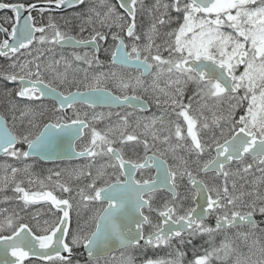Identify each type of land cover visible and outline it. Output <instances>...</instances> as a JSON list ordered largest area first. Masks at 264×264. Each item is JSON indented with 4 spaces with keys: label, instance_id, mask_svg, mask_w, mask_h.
I'll list each match as a JSON object with an SVG mask.
<instances>
[{
    "label": "snow or ice",
    "instance_id": "snow-or-ice-1",
    "mask_svg": "<svg viewBox=\"0 0 264 264\" xmlns=\"http://www.w3.org/2000/svg\"><path fill=\"white\" fill-rule=\"evenodd\" d=\"M84 3L85 0H44L45 5H55L56 8ZM138 4L143 8V0H118V7L125 15L117 10L116 5L99 0V4L91 7L87 14L81 13L75 17L87 15L86 21L77 25L80 33L86 30L85 25L92 29L88 37H82L61 30L52 17H49L48 24L37 26L31 12L35 10L43 13L45 7H38L36 3H0V9H9L14 14V18H4L6 23L11 22V31L0 26V32L7 37L0 40V57L8 59L10 63L7 67L12 69L0 70V81L17 85L14 89H7L6 94L11 96L14 93L16 97L28 100L50 97L55 102L54 113L73 109L75 117L64 122V116H57L55 121L42 126L29 120L30 128L35 131L15 134L8 128L4 117L0 116V155L15 160H27L35 156L48 159L45 153L50 145L63 136L79 139L88 129L90 139L76 155L91 158L92 161L97 157L108 158L107 163L99 165L95 174L91 171V164L88 171L77 169L70 174L76 179L89 177V182L76 192L79 197L77 205H100L89 217L94 227L87 232L71 229L70 213L75 197L72 196L73 189L60 180L61 172H53L47 177L52 185L51 190H47L49 185L44 180L35 179L29 165L18 168L6 164L0 191L9 184L14 185L13 191L17 194L14 198L23 202L22 211L44 202L49 205L53 218L44 220L41 226L38 210L32 214V218L37 220L36 228L33 229L24 222L19 212L5 215L0 220V264H24L29 258L45 264H55L57 261L59 264H73L75 248L83 247L89 260H93L100 250L112 244L138 249L170 246L171 241L176 239L183 246L185 243L192 244L201 235L209 237L205 243L210 247L204 249L203 255L194 253V259L189 264H210L213 257L217 260L226 259L235 251L226 235L220 245L215 246L213 241L216 234L226 232L228 228L248 225L252 232L237 233L247 240L264 224V220L255 219L257 213L264 217V195L255 188L248 193L241 191L236 194L235 181L231 182L230 191L229 177L233 173L226 167L237 163L244 173H248L253 163H245L246 157L264 165V0H155L147 8L151 23L144 32L146 43L143 45L139 43L141 35L136 31ZM97 8L104 11H98ZM22 12H28V15L22 17ZM65 23L70 30L72 19ZM113 26L119 31L111 33L113 43L105 49L110 55V64L113 67L134 68L138 73L135 76L116 71L89 76L85 70L83 80H69L67 68L71 66L70 63L63 56L44 62L41 60L43 50L40 48L36 49L38 54L31 60L18 62V59H13L22 49L29 50L35 42L37 45L91 48L92 53H73L74 60L83 61L89 68L101 66L98 54L103 43H107L108 34L99 29H111ZM161 35L164 37L162 43L156 44L155 38ZM125 37L129 38L131 45L125 43ZM162 49L167 51V57L161 54ZM48 51H52V48L49 47ZM62 62L65 66L63 73L59 71ZM241 66L243 71L237 74ZM45 73L49 78H46ZM145 76L152 77L148 87H145ZM161 79L165 81L164 88L159 85ZM190 83L196 85V90L185 103V88ZM149 88L156 94L154 102L159 105L161 100L157 93L163 94V103L170 105L177 117V121L172 122L174 132L170 131L169 135L162 138L152 133L153 141L167 147L157 149L151 155L149 152L155 143L150 145L147 139L141 140L135 129L128 131L130 125L127 116L131 113H116L120 123L98 130L94 123L104 119L103 113H94L89 120L86 112L82 116L75 110L77 104L92 109L98 106L144 109L148 102L136 92H147ZM197 96L217 104L228 101L226 114L217 116L213 113L212 125L219 129V134L213 133L210 141L201 135L203 130L210 129L207 118L200 109L193 110L192 107ZM238 108L243 109V114L236 118ZM30 114L31 110L22 111L21 117ZM180 118L182 123L179 122ZM13 119L16 117L13 116ZM155 120L152 119L153 124ZM221 121L227 127H221ZM136 127H140L139 122ZM149 127L148 124L144 125L146 130ZM172 135L177 140L176 144L170 143ZM128 142L143 144L142 162L125 160L122 149L113 146ZM17 145H26L27 150ZM177 149H184L189 156L194 157L191 163L197 166V173H215L216 178H223L222 182L209 186L197 179L189 168V160L183 156L177 157ZM167 153H171L179 163L169 166L164 158ZM109 167L118 169L119 174L115 179H105V169ZM8 168L11 169L10 173ZM146 168H154L155 175L150 179L137 180L136 171ZM257 171L262 173L258 182L264 183V168L258 167ZM18 173L27 177L30 187L39 183L40 190L31 191L22 187L24 181L16 179ZM185 176L193 190L192 206L183 208L181 205L182 211H178L175 203L165 202L161 209H155L157 222L153 223L143 211L146 207L153 210L150 199L145 197L165 189L175 201L178 199L177 179L183 180ZM56 190L67 194V198L58 197L54 194ZM245 195L253 197L247 204L243 202ZM8 199L11 198L4 197L5 201ZM210 216L214 217V226L206 223ZM145 225L151 229L147 235ZM260 231L264 232V228H260ZM256 244L258 241H253V246ZM256 251L259 253L256 259L251 256L237 258L235 264H264V247H258ZM183 256L184 253L177 250L176 259L147 258L141 264H182ZM125 264H135L134 258L129 256Z\"/></svg>",
    "mask_w": 264,
    "mask_h": 264
},
{
    "label": "rangeland",
    "instance_id": "rangeland-1",
    "mask_svg": "<svg viewBox=\"0 0 264 264\" xmlns=\"http://www.w3.org/2000/svg\"><path fill=\"white\" fill-rule=\"evenodd\" d=\"M98 4L99 3L97 2L96 5H98ZM90 5L91 6L85 5L78 13L72 12L70 14L54 15V16H50V17H52L53 22L55 24H57L58 27L63 31H66V32L77 31V33L79 35L83 34L85 36H89L92 32L91 27H88L87 25H85L86 30L83 33H80L79 28L77 27V25L86 21L87 15H85L83 17H79V18H75V17H78V14H81V13L87 14L88 10L94 6L92 4H90ZM147 8L148 7H143V8H141V6L137 7V9H138L137 17H140V15H143V18H146V23L143 24L142 29H140L139 23H138L137 29H136L137 33L141 35V40L139 41V43L141 45L146 43V40L144 38V32L148 29V27L151 23V18L148 16V13H147ZM97 10L101 11V12L104 11L102 8H97ZM117 10L120 11L119 9H117ZM122 14H124V13H122ZM10 15L12 16V18H14L13 13ZM73 18H75V19H73ZM69 19H72V27L70 30L65 23L66 20H69ZM44 21L45 22L43 23V25H46V24H48L49 19L46 18ZM173 27H175V25H173ZM99 30L108 34L107 43H103V47H102L103 50L100 51V53L98 54L99 59L101 61V66L93 65V67L89 68L87 64L83 63V61H75L74 60L73 55H72L73 53H78L80 55H83L85 52L92 53L93 49H91V48H88V49L81 48V49H78L77 51H73V50L68 51L66 49L59 48L55 45H50V47L52 48V51H48L49 47L45 46V47L40 48L42 50L44 49L43 56L41 57V60L44 62H47L48 60H58L61 58V56H63L71 65L69 68H67V77L69 80H73V79L83 80L85 70H87L89 76H91L94 73H98V72H111V71H116L117 73H125V74L130 73L133 76L137 75L134 72H129V71H125L121 68L113 67L110 64V59H108L109 54L107 52H105V49L108 48L109 45H111L113 43L112 39H111V33L112 32H118L119 29L117 27L113 26L111 29L103 28V29H99ZM226 30L230 31L228 29H226ZM163 39H164V37L162 35L158 36L155 38V43L161 44ZM37 54H38L37 52H34V53H31V55H29V52H24L25 57L19 58V56H17L14 59H18V62H23L25 60H31ZM161 54L164 57L168 56L167 51H163V49L161 50ZM7 66H8V63H5V65H4V63H0V70L12 71V69H9ZM59 71L62 73L65 72V66H64L63 62L61 63V65L59 67ZM241 71H243V66H241L237 70V74H239V72H241ZM45 76L48 77V74L45 73ZM144 80H145V87H148L151 84L152 77L148 78V79H144ZM10 85L11 84H8L5 81H0V96L5 97L8 103H10V98H9L10 96H8L6 94V90L10 89ZM159 85L161 88L165 87L164 79L160 80ZM109 87H111V84H109ZM169 90L174 91V89H169ZM195 90H196V85H194V84L190 83L186 86L185 95H184V102L185 103L188 102V97L193 96V93L195 92ZM113 91H115V89H113ZM129 93H131V90H129ZM117 94H120V93L117 92ZM136 94L140 95V96H145L150 101L151 105L154 106V109L157 110L159 113L157 114V116L154 114L153 115L152 114L147 115V116L128 115L127 116L128 123L131 124L132 126L136 127L137 123L139 122V124H142L140 129H144L145 124L150 125L151 124L150 122H152V119L156 118L154 124L155 125L158 124V125H156V127L155 128L153 127V128L155 129V133L158 136H160L162 138L163 136L169 135L170 131L174 132L172 122L177 121V117H176L172 107L170 105H165L163 103V100L165 99L163 94L157 93L160 96V100H161V103L159 105H157L154 102L156 94H153V92L151 91L150 88H149V91H147V92H144L143 90H137ZM33 101H35V100H31L30 105H32ZM2 103L3 102L1 100L0 104H2ZM202 105H206V107H201ZM227 106H228L227 100H225L222 103L217 104L215 101L207 99V98L204 100H201L200 97H198V96L194 98L193 105H192L193 110L200 109V111H202V113H203V116L205 118H207L208 123L210 125V129L203 130L201 132V135L205 140L210 141L213 133H215L216 135L219 134V129H217L214 125H212L213 113H215L217 116H220L222 113L226 114ZM245 106H246V102H245ZM34 108L35 109L25 108L24 110H22V111L31 110V114L27 115L28 121L32 120L34 118V114L36 112H38V109L40 108V106L35 107V105H34ZM81 112L82 113H85V112L91 113L90 118L94 113H103L104 114V119H102L100 121H96L94 123V126L98 130H103L109 125H115V124L120 123V117L117 116L116 113H120V115H122L121 113H124V112L119 111V109L109 111V110H106L104 108L93 109L90 111L81 110ZM108 113H112V115L109 116ZM125 114H127V113H125ZM196 114L199 115L200 112H196ZM242 114H243V109L238 108L236 110V118H238ZM160 118H162L163 122H161ZM179 122L182 123V118H180ZM220 126L221 127H227V125L225 124L224 121L220 122ZM184 128H185V135H186V126H184ZM128 131L131 132V131H133V129H130ZM142 133H144L143 130L139 131V134H137V131H136V134L138 136L140 135L139 137L141 140L147 139L148 142L153 141L152 136H149L147 134L142 135ZM88 136L90 137L89 131H88ZM131 143H133V142H128V144H131ZM134 143H136V142H134ZM154 143H155V146L157 147V149H160V150H163L164 148L167 147V145L163 144L164 145V148H163L161 146L162 143H160L158 141L157 142L154 141ZM170 143L171 144L177 143V140H176L174 135L171 136ZM136 144H138V143H136ZM139 144L143 147L142 143H139ZM176 155H177V157L183 156V157H185V159H188L189 160V168L193 171V173L200 175L199 178L201 180H203L204 182L209 183L210 186L217 185V184H220L222 182L223 178L222 177L216 178L215 174L202 176V173H197V170H196L197 166L195 164L191 163V160L194 159V157L189 156V154L186 153L184 151V149H177ZM165 156H166V158H168L170 160V164H171L170 166H174V165L179 163L178 159H173L171 153H167ZM204 158H207V156H205ZM107 162L108 161L103 159V157H97L94 161L88 160L87 162H85L83 164L80 162L77 164H69V163L61 164L60 163V164H47V165H40L39 166L34 161H27V160H23V159L15 160L11 157H5L2 155V156H0V181H2V178L5 175L4 166L6 164L11 165V166H15L18 168H23L24 165L27 164L30 166L29 170L33 174V177L37 180H44L45 184L49 185V188L47 190H51L52 185L49 184L47 177L53 172H57V171L61 172L60 180L62 182L67 183L68 186H70L73 189L72 196L75 197V199L73 200V209L71 210V213H70V215H71V224H70L71 229L72 230L79 229L83 232H87L91 228H93V223L90 222L89 217H91L93 215L95 209L100 207V205L94 204V203H89L87 207H85L82 203L80 205H77V201L79 200V197L76 196V192L78 191V189L80 187H84L89 182V180H87L86 177L76 179V178L70 176V174L73 173L74 170H77V169H83L85 171H88L90 164H91V171L93 172V174H95L96 169L99 167V165L107 163ZM245 163H253V167L248 173H244L242 171L241 166L237 163L236 164H230V165L226 166L227 169L233 173V175H231L229 177V190L232 191L231 182L235 181V184H236L235 193L236 194H239L241 191L248 193L255 188V190L257 192L264 195V183L258 182V178L261 177L262 173L260 171H257L258 167L264 168V165H257V164H255V162H252V161H247ZM238 169H240V170L238 171ZM108 171H109V168H106L105 172L107 173ZM10 172H11V169L8 168V173H10ZM16 179L24 181L21 186L24 187L26 190H31V191L40 190L39 183H34L30 187L27 177L21 173L17 174ZM55 179H56V177L53 176V180H55ZM254 181H257V183L254 184ZM177 185H178V192H179L178 199L173 201V199L171 198L170 195H168V194L165 195L163 193H159L156 197L157 198L156 199V202H157L156 209H161L163 207L164 203L168 202L170 204L175 203L177 205V210L182 211L180 206L183 205V207H185L184 205L187 204L189 197H190L189 194H191L192 189L190 188V186L188 184V180H187L186 176L183 178V180L178 178L177 179ZM13 188H14V185L9 184L7 188H5L3 191H0V220H2L5 215H10L13 213V211H15V212H19V214L23 217L24 222L27 221L30 225H32L36 228L37 220L32 218V214L37 212L38 210L40 211V216L38 217V219H39V223L41 226H43L44 220H51L53 218L52 212L49 211V205L46 203H37V204L31 205L27 209V211H22L23 202L14 198L17 194L13 191ZM57 193L60 194L61 192L56 190L54 192V194H57ZM60 195L67 198V194L61 193ZM4 197H10L11 199H8L7 201H5ZM252 199H253V197L245 195L243 197V202L245 204H247ZM4 210H7V211L5 212ZM256 215H259V213H257ZM260 218L262 220H264V217L260 216ZM260 228H264V224H261ZM260 228H257L255 230V232L248 237L247 240H245L241 236H238L237 233H239V232H252L250 226H248V225L243 226V227L234 228L231 230H226V232H221V233H219V235L221 236L222 240L225 238V235L228 237L229 241L231 242L232 247L235 249V251L231 253V256L234 257L235 261L237 260V258H242V257H246V256H251L252 259H256L259 256V253L256 251V248L264 247V232L260 231ZM69 239H70V236H69ZM253 241H258V244L253 246ZM174 246H175V241L172 240L170 246L161 245L160 247H149V248L150 249L163 248L165 254L167 256H169V258H167V260H169V259H172V257H170V253L173 251L172 249L174 248ZM126 254L127 253L124 252V250H123V251L116 252V253L112 254L111 256H109L105 259L86 261L84 259L80 260V257H82L81 251H79V248H75L73 255H72V261H73V264H125L126 259L129 257ZM24 264H29V263L24 262ZM37 264H45V263L38 261ZM55 264H59V262L57 261V262H55Z\"/></svg>",
    "mask_w": 264,
    "mask_h": 264
},
{
    "label": "flooded vegetation",
    "instance_id": "flooded-vegetation-1",
    "mask_svg": "<svg viewBox=\"0 0 264 264\" xmlns=\"http://www.w3.org/2000/svg\"><path fill=\"white\" fill-rule=\"evenodd\" d=\"M97 2L99 3V0H85L84 4L74 6V7H68V8H64V9L56 8L55 5L43 6V7H45V11L43 13H40V12L34 10L31 12V15L34 17L36 25L41 26L45 22L44 20L46 18L49 19L50 16L65 15V14H70L72 12L78 13L85 5H87V6H91L90 4L96 5ZM107 2L109 4L116 5L117 9H119L118 2L116 0H107ZM0 3H23L25 5L36 3L38 6L39 3L40 4L44 3V0H0ZM154 3H155V0H143V7H149V6L153 5ZM138 6H141V5L138 4L137 7ZM38 7H40V6H38ZM119 10L123 13V11L121 9H119ZM10 14H12L11 10L0 9V25L3 26L4 28H7L9 31H11V22L6 23L4 18L5 17L12 18V16ZM142 18H143V16L140 15V17H137V19H136V22L139 23L140 29H142V26H143V19ZM140 23H141V25H140ZM68 32L71 35L88 37V36H85L83 34L79 35L77 33V31H68ZM4 35L5 34L3 32H0V40L5 39ZM36 35L39 36L40 34L36 33ZM125 43L131 45V41H129V38L125 37ZM45 46L50 47V45H47V44L37 45L34 42V44L32 46H30L29 50H23L22 49L20 53H17L16 57L17 56H19V58L25 57L24 52L30 51L31 53H34V52H37L36 51L37 48H41V47H45ZM55 46H57L59 48L66 49L68 51L69 50H73V51L78 50V49H71V48H67V47H61L59 45H55ZM86 49H88V48H86ZM102 50H103V48H101V51ZM43 51H44V49H43ZM108 59H110V55L108 56ZM0 63H4V65H5V63L9 64L10 61L4 57H0ZM116 67L121 68L119 66H116ZM121 69H123L125 71L136 73L134 68H121ZM153 71H155V69H153ZM136 74H138V73H136ZM46 78H48V77H46ZM148 78H151V76H145L143 79H148ZM16 87H17L16 84L10 85V89H14ZM62 90H67V89H62ZM72 90H74V88ZM129 94H131V93H129ZM9 98H10V103L7 102L5 97L0 96V101L2 100V102H3L2 104H0V116L4 117V119L7 121L8 128L11 129L15 134H21V133H23L25 131H29V130L35 131V129L30 128L27 115L24 117H21L22 110H24L25 108L35 109L34 105H35V107L40 106V108L38 109V112H36L34 114V118L32 119V121L34 123H36L37 125H40V126H42L44 123H48L49 121H55L57 116H64V122H68L70 118H75L73 109H66L64 111L54 113L53 108L55 107V102L51 98H41L39 100H35L32 102V105H30L31 100L16 97L14 95V93ZM142 98L148 102L147 103L148 109L146 111L139 109V108L133 109V108H130L127 106L117 107V108L96 107L95 109L104 108V109L109 110V111L119 109V111L124 112V113H121L122 115H126L125 113H131L132 116H147V115H151V114L152 115L154 114L157 116V114L159 112L154 109V106L151 105L150 101L145 96H142ZM75 110H78L83 116V113L81 112V110L90 111L93 109L89 108L87 105L77 104V105H75ZM87 114H88V118L90 120L91 113H87ZM13 116L16 117L15 120L13 119ZM150 123H151L150 127L147 130L145 128L140 129L142 124H140L139 128L129 124L130 127L128 128V130H130V129L134 130L135 129V131H137V134H139V131L143 130L144 133H142V135L147 134L149 136H152V133L155 132L154 128L158 124L155 125L152 122H150ZM88 131H89L88 129H85V135H83L82 137H80L78 140L75 141V143H74L75 151H77V152L82 151L84 146L88 143V141L90 139V137L88 136ZM149 143H150V145H152V143H154V141H149ZM113 146L122 149V154H123V157L125 160H131L133 162H137V161L142 162V157L144 156V148L140 144H136L133 142L131 144L126 143L124 145H121V144L117 143ZM161 146L164 148L163 144H161ZM17 147H23L25 149L26 145H17ZM156 150H157V147L155 146L154 148L151 149V151L149 152V155H151V152L156 151ZM0 156H2V155H0ZM164 158L168 161V164L170 166L171 165L170 160L168 158H166V156ZM103 159L108 161L107 157H103ZM88 160H91V158L81 157L78 159L59 160V161L47 163V162L41 161L37 157H30L27 159V161H34L39 166L40 165H47V164H60V163L61 164H63V163L77 164L80 162L83 164V163L87 162ZM247 161H252V158L246 157L245 162H247ZM232 164H236V163H232ZM255 164L259 165L258 162H255ZM154 172H155L154 168H146V169H142V170H137L135 173V178L137 180L150 179L154 175ZM118 174H119L118 169H112L109 167V171L106 173L105 178L109 179V180L115 179L116 175H118ZM194 175H196V178L200 179L199 178L200 175H197V174H194ZM207 175H214V174L213 173H207V174L202 173V176H207ZM85 177L87 180H89V177H87V176H85ZM122 178L123 177H121V179ZM207 184L210 186L209 183H207ZM177 192H178V187H177ZM159 193H163V194L167 195V193L165 191H155V192L150 194V197L149 196L145 197L146 199H150V203H151L153 210H150L149 208H145L143 211H144L145 215H148L152 219L153 223L157 222V212L155 211V209L157 207V202H156L157 198L156 197ZM60 194L57 193L56 195L58 197H60L61 196ZM177 194H179V192ZM189 196H190L189 200H188L187 204L184 205L185 207H183V208H187L189 206H192V200H191L192 191H191V194H189ZM41 203H44V202H41ZM255 217H256V219H258V221L262 220L259 215H255ZM213 219H214V217L210 216L208 218V220L206 221V223L211 225V226H214ZM30 226H32V225H30ZM32 227H33V229H35L34 226H32ZM93 227H94V224H93ZM150 230L151 229L149 228V226L145 225V229H144L145 235H147L148 231H150ZM227 230H231V229H227ZM25 262H27L29 264H37L38 260H36L35 258H29ZM39 262L45 263L43 261H39Z\"/></svg>",
    "mask_w": 264,
    "mask_h": 264
},
{
    "label": "trees",
    "instance_id": "trees-1",
    "mask_svg": "<svg viewBox=\"0 0 264 264\" xmlns=\"http://www.w3.org/2000/svg\"><path fill=\"white\" fill-rule=\"evenodd\" d=\"M138 25V22H136ZM141 25V23H140ZM137 29V28H136ZM185 239H188L187 237H184ZM209 237L207 235H201L196 237L193 241L192 244H187L185 243L183 246L179 244L178 240L175 241V246L172 249L173 251L170 253V257L172 259H176V252L179 250L180 252L184 253V256L181 258L182 264H189L191 260L194 259V253L195 255H203L204 254V249H207L210 247L208 243H205ZM221 236L219 234H216L214 236V244L215 246H219L221 242ZM196 246V247H194ZM79 251L81 249L79 248ZM124 252H126L127 256H131L134 258L136 264H141L143 259L151 258V259H163L167 260L169 256H167L164 252L163 248H155V249H150L149 247H140L138 249H133V248H126L124 249ZM223 253H221V256L223 257ZM83 258L80 257V260ZM210 264H235V259L231 254L228 255L226 259H220L217 260L215 257H213L210 261Z\"/></svg>",
    "mask_w": 264,
    "mask_h": 264
},
{
    "label": "water",
    "instance_id": "water-1",
    "mask_svg": "<svg viewBox=\"0 0 264 264\" xmlns=\"http://www.w3.org/2000/svg\"><path fill=\"white\" fill-rule=\"evenodd\" d=\"M116 1L118 2V0H116ZM38 6H49V5H45L43 3V4H38ZM64 8H68V7H61V9H64ZM25 15H28V12H22V17L25 16ZM21 23H23L22 19H21ZM4 37L7 38L5 35H4ZM64 47H71V46H64ZM72 48H77V47H72ZM46 98H50V97H46ZM103 107H108V106H103ZM112 108H116V107H112ZM137 108H139V107H137ZM147 109H148V106H146L142 110L146 111ZM76 140H78V139H76V138H74L72 136H63L58 141H56L52 145H50L49 148L46 150L45 154L49 157L48 159H43V158H41L39 156H35V157H37L38 159H40L43 162H54V161H59V160H69V159L81 158L80 156L76 155L77 151H75V149H74V143H75ZM155 172H156V170H155ZM155 172H154V175H155ZM189 186L191 187L190 184H189ZM191 189H192V187H191ZM160 190L166 191L172 197V194L170 192H168L167 190H165V189H160ZM214 223H215V221L213 219V224ZM141 243L143 244L144 242L141 241ZM120 249H122V247H119L116 244H112L108 248L100 250L96 254L95 259L107 257L110 254H112V253H114V252H116V251H118ZM82 250H83L84 258L89 260V258L87 256V253H86V251H85V249L83 247H82ZM62 254L66 255L67 253H62Z\"/></svg>",
    "mask_w": 264,
    "mask_h": 264
}]
</instances>
